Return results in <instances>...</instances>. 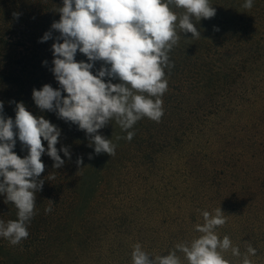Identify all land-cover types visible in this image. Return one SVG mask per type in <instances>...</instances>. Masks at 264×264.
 I'll list each match as a JSON object with an SVG mask.
<instances>
[{"label":"trees","instance_id":"1","mask_svg":"<svg viewBox=\"0 0 264 264\" xmlns=\"http://www.w3.org/2000/svg\"><path fill=\"white\" fill-rule=\"evenodd\" d=\"M209 2L216 14L194 21L200 36L182 33L177 21L180 39L169 52L173 67L164 69L161 120L144 117L128 130L113 120L99 130L117 145L110 157L97 155L78 125L33 100V89L45 84L60 89L52 71V45L60 33L51 25L60 20L63 0H0L3 115L14 120L16 103L23 102L35 117L57 126L56 147L65 161L54 168L42 140L45 170L37 179L44 184L35 193L29 236L15 246L0 237V264H132L137 243L150 257L167 255L177 243L202 235L196 225L204 223L203 211L214 214L219 207L226 223L217 234L241 252L237 257L229 249L224 257L242 264L251 244L252 264H264V0H253L251 9L242 7L245 0ZM171 7L179 18L184 10ZM46 32L52 38L40 42ZM75 60L89 62L79 51ZM102 65L95 61L92 73ZM128 131L135 133L131 141L123 138ZM15 139L13 151L26 157L28 149ZM5 201L0 193V220L7 223L18 210ZM49 201L54 203L46 213Z\"/></svg>","mask_w":264,"mask_h":264},{"label":"clouds","instance_id":"2","mask_svg":"<svg viewBox=\"0 0 264 264\" xmlns=\"http://www.w3.org/2000/svg\"><path fill=\"white\" fill-rule=\"evenodd\" d=\"M171 6L184 10L179 18ZM242 7L251 9L253 0H245ZM59 12L60 20L51 25L60 33L52 45V71L67 96L62 97L60 89L45 84L40 90L33 89V100L41 110L54 111L58 118L84 130L97 155L106 153L111 157L117 145L99 134V130L113 120L122 130L133 128L144 117L155 122L161 120L164 115L161 97L168 88L164 69L173 67L169 52L180 39L177 21L182 33L198 37L200 32L194 21L214 17L216 9L209 0H63ZM13 15L18 18L20 14ZM50 38L51 32H46L40 42ZM77 51L89 62H77ZM95 61H103L104 65L94 75L91 70ZM105 77L121 82L113 84L109 79L106 83ZM3 108L4 102L0 101V178H3L0 193H6L5 202H13L18 218L7 223L0 220V237L15 246L29 236L28 225L35 215V193L43 188L44 181L37 179L45 170L41 160L45 153L42 140L47 141V155L53 159L54 168L62 167L65 161L56 147L61 135L57 126L43 117H35L23 102L16 103L14 120L5 118ZM134 135L128 131L123 138L131 141ZM17 136L28 149L24 158L13 151ZM59 151L71 158L67 147ZM76 163L82 165L83 159L78 158ZM53 203L49 201L46 213L52 211ZM202 216L204 223L196 225V231L202 235L190 243L175 245L187 264H230L223 255L229 249L233 256H241L239 247L233 246L227 235L220 239L217 234V227L226 223L221 208L214 214L203 211ZM176 250L153 258L137 243L131 253L132 264H182ZM250 255H256L251 244L242 264H252Z\"/></svg>","mask_w":264,"mask_h":264},{"label":"rangeland","instance_id":"3","mask_svg":"<svg viewBox=\"0 0 264 264\" xmlns=\"http://www.w3.org/2000/svg\"><path fill=\"white\" fill-rule=\"evenodd\" d=\"M172 85H174L175 88H178V89H176V90H179V89H180V85H177V84H172ZM226 115L228 116V115H230V114H226ZM219 122H221V121H217V123L215 124V128L220 127V126H218V125H219ZM233 127L237 129V125H234ZM255 132H257V131H254V133H255ZM234 146H235V145H234ZM234 146H233V147H234ZM260 151H261V150H260Z\"/></svg>","mask_w":264,"mask_h":264}]
</instances>
